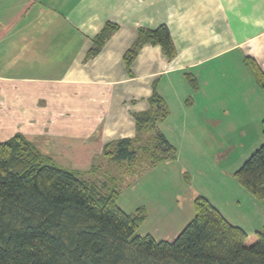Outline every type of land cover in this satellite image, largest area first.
<instances>
[{"label": "crops", "instance_id": "crops-1", "mask_svg": "<svg viewBox=\"0 0 264 264\" xmlns=\"http://www.w3.org/2000/svg\"><path fill=\"white\" fill-rule=\"evenodd\" d=\"M106 23L118 28L86 59ZM161 25L170 32L175 58L145 45L127 70L123 55L138 29ZM246 58L264 74V0H0V143L19 133L57 164L87 170L104 160L106 144L135 136L133 115L148 109L155 90L168 111L159 129L177 156L129 186L139 195L128 203L122 190L118 205L126 213L143 208L142 224L157 227L147 234L172 241L194 216L199 192L191 169L203 176L186 153L205 147L222 158L237 149L229 137L246 135L244 121L255 120L260 129L264 91ZM188 174L192 184L182 181L170 205L171 181ZM147 178L154 197L135 189ZM216 187L223 200L199 195L229 219L231 190Z\"/></svg>", "mask_w": 264, "mask_h": 264}, {"label": "trees", "instance_id": "trees-1", "mask_svg": "<svg viewBox=\"0 0 264 264\" xmlns=\"http://www.w3.org/2000/svg\"><path fill=\"white\" fill-rule=\"evenodd\" d=\"M117 28L106 23L86 59L96 57ZM145 45L160 47L168 60L176 56L165 25L139 28L123 55L127 70ZM246 63L264 91L257 63ZM147 102L146 111L133 115L135 136L104 146V165L119 173L104 170L100 186L85 174L101 171L102 162L87 171L63 168L19 133L0 143V264H264V226L249 237L203 195L194 197V216L174 240L137 234L146 213L122 210V183L177 156L159 129L166 105L155 90ZM262 134L261 145L233 173L257 200L264 199V119Z\"/></svg>", "mask_w": 264, "mask_h": 264}, {"label": "rangeland", "instance_id": "rangeland-1", "mask_svg": "<svg viewBox=\"0 0 264 264\" xmlns=\"http://www.w3.org/2000/svg\"><path fill=\"white\" fill-rule=\"evenodd\" d=\"M246 125V135L244 137L242 136H232L229 137L230 140H232V143L236 145L237 149L234 151H230L227 153L225 157H219L215 152L208 151L205 147L201 149V151L197 152L196 154H189L186 153V159L189 160V162H192V165L194 168H201L202 170V177L197 175L194 171L192 170V174L196 178V191L199 192L197 195L200 194V192H210L212 195L216 194V190L218 189L219 184L222 186H226L227 189H230V206L228 209L230 210V213L228 214V221L235 225L241 226L246 233L249 235V237L253 236V234L257 230H261L264 226V199L257 200L255 199L248 191L240 187L237 182L233 178V173L239 168L241 165L242 161L249 156V154L252 152L254 148H256L261 141H263V134H262V122L260 123V129L259 127H256V121L255 120H246L244 121ZM259 129V130H258ZM59 166L63 168H69V169H75L79 171H87L86 169H81L79 167H69L68 165L63 164L62 162L58 161ZM102 164H105V159L102 161ZM104 170H111L113 173H119V169L115 165H104L103 169L101 171H98L97 173H92V174H85V178L90 179V180H95L98 181V186L105 180V176H103V171ZM158 171V170H157ZM225 171H230V174L232 177H226L224 175ZM162 172L159 170V173ZM207 174V175H205ZM189 175V176H188ZM186 178L182 177L178 181V183L172 182V188L173 192L170 197L169 195V202L170 205L174 204L176 201L174 200V197L176 198V195L179 193L175 191V189H178L182 181H188L189 184L191 183V178L192 175L188 174ZM168 176V174H167ZM139 177H129L127 180H125L121 187L122 190L125 191L124 196L122 197V202L126 201L127 203L133 198L134 196H138V192H134L131 190V186L136 182V180ZM149 178H147L144 181H140L136 186L135 189L138 190H143L146 192L148 196L154 197L157 194L154 192V189L151 188V190H148V186L150 185L151 181H148ZM230 179V180H229ZM186 181V182H187ZM235 183L233 186H227L225 182H230ZM160 181H157V184H159ZM184 183V182H183ZM130 186V187H129ZM178 187V188H177ZM134 189V188H133ZM122 192V191H121ZM227 194L228 190H227ZM168 195V194H167ZM227 195V196H228ZM196 196V195H195ZM194 196V197H195ZM216 196V195H215ZM121 196H119V199ZM193 197V199H194ZM219 198L220 200H223L222 195L216 196V198ZM159 198V196H158ZM228 198V199H229ZM155 199V198H154ZM153 200V199H152ZM227 200H224V202ZM193 202V201H192ZM223 202V205H224ZM222 205V206H223ZM173 207V206H172ZM175 207V206H174ZM157 229L155 225H153L150 221H147L146 223L142 224L138 231L137 234L140 235H146L149 231L154 232Z\"/></svg>", "mask_w": 264, "mask_h": 264}]
</instances>
